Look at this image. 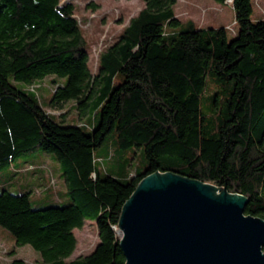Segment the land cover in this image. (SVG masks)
Listing matches in <instances>:
<instances>
[{"label":"trees","instance_id":"obj_1","mask_svg":"<svg viewBox=\"0 0 264 264\" xmlns=\"http://www.w3.org/2000/svg\"><path fill=\"white\" fill-rule=\"evenodd\" d=\"M141 1L92 73L71 3L0 0V171L39 151L59 163L66 186L58 195L47 184L38 204L18 187L25 176L11 179L22 165L0 177V228L15 247L38 253L30 264H125L122 207L154 172L225 188L247 199L246 215L264 220V16L254 18L253 0H232L234 31L200 27L177 18V0ZM47 77L54 88L43 100L35 84ZM69 102L83 123L64 124L46 111ZM109 136L119 173L94 155ZM136 151L144 169L125 172ZM54 194L63 205L51 203ZM87 220L97 243L70 259L74 231Z\"/></svg>","mask_w":264,"mask_h":264},{"label":"water","instance_id":"obj_2","mask_svg":"<svg viewBox=\"0 0 264 264\" xmlns=\"http://www.w3.org/2000/svg\"><path fill=\"white\" fill-rule=\"evenodd\" d=\"M246 204L176 173L146 175L118 221L125 264H264V220Z\"/></svg>","mask_w":264,"mask_h":264},{"label":"rangeland","instance_id":"obj_3","mask_svg":"<svg viewBox=\"0 0 264 264\" xmlns=\"http://www.w3.org/2000/svg\"><path fill=\"white\" fill-rule=\"evenodd\" d=\"M61 3H71L74 6V17L83 32V36L88 44V66L92 73L95 72L99 54L110 45L120 34L129 20L134 17L144 6L141 0H61ZM254 18L264 16V0H253ZM175 13L177 18L182 21H193L200 27L206 26H225L229 30H235L234 11L231 2L219 4L213 0H177L175 5ZM35 88L42 95L43 100L52 93L54 84L52 78L47 77L35 84ZM46 111L55 115L59 121L64 124L74 123L81 124L85 118L78 119L74 103L65 104L62 109L48 108ZM100 111L97 114L99 115ZM94 118V117H92ZM111 153L112 158L107 160L104 158L105 153ZM119 150L117 151L114 140L109 136L105 144L98 147L94 151L95 157H103L99 166L110 168L112 173H119L122 166L118 160ZM14 161L8 168L0 171V177L10 175L15 167L24 166L27 163L34 165L33 168L27 169L25 173L16 174L11 179H19L26 176L31 179L28 190L31 191L30 197L34 201L37 198L44 197L47 193L43 184L37 182L30 173L38 169V165L44 163L43 173L47 175V183L54 185L53 191H65V182L55 174L60 170L59 163L51 155L40 154L39 151ZM40 154V155H39ZM46 156V157H44ZM129 166L125 168V172L141 171L144 169L145 160L143 155L136 151L128 155ZM28 165V164H27ZM56 168V169H55ZM107 168V169H108ZM27 190V191H28ZM12 193H20L14 189ZM58 196V195H57ZM55 194L51 198V203L63 205L64 200L58 202ZM34 203V202H33ZM34 203V207H35ZM118 231V230H117ZM77 244L70 259L81 257L90 253L97 243V234L94 222L87 220L84 226L74 231ZM12 252H14L13 255ZM39 257L29 245L15 247L11 236L0 228V264H11L12 260L20 259L25 263H33Z\"/></svg>","mask_w":264,"mask_h":264},{"label":"crops","instance_id":"obj_4","mask_svg":"<svg viewBox=\"0 0 264 264\" xmlns=\"http://www.w3.org/2000/svg\"><path fill=\"white\" fill-rule=\"evenodd\" d=\"M27 164L24 165V166H22L20 169H18L17 172H19V173H25L26 171H28L27 169H31V167H34V165H32L30 163H27ZM43 168H44V163L38 165V169L35 172L30 173V174L34 176V178L37 180L38 183L43 184L42 186L43 187H46L47 184H48L47 183V179H46L47 178V175L45 173H43V171H42ZM55 175L57 177H59L60 179L62 178V177H60V172L56 173ZM23 178H25L24 179L25 180V184L19 183V186L18 187L21 188V189H23V190H27L29 188V185L31 184V179H27L26 176L23 177ZM65 191H66V188H65ZM64 192L58 190L57 191V194L59 195V194L64 193ZM36 201L38 202V204H45L44 201H43V199H42V197L37 198Z\"/></svg>","mask_w":264,"mask_h":264},{"label":"built area","instance_id":"obj_5","mask_svg":"<svg viewBox=\"0 0 264 264\" xmlns=\"http://www.w3.org/2000/svg\"><path fill=\"white\" fill-rule=\"evenodd\" d=\"M227 1H228V2H232V0H227ZM227 1H226V3H227ZM226 3H225V4H226Z\"/></svg>","mask_w":264,"mask_h":264}]
</instances>
